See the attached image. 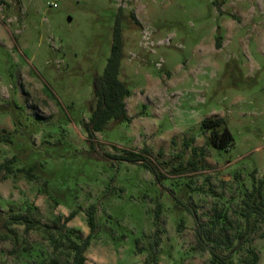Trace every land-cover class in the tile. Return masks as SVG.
<instances>
[{
  "label": "rangeland",
  "instance_id": "374dc122",
  "mask_svg": "<svg viewBox=\"0 0 264 264\" xmlns=\"http://www.w3.org/2000/svg\"><path fill=\"white\" fill-rule=\"evenodd\" d=\"M120 6L129 119L92 147L84 123ZM205 117L224 119L229 146L208 142ZM143 147L154 170L113 156ZM3 162L0 264H69L63 217L85 236L90 207L85 264H211L212 245L264 264V222L240 237L244 192L264 177V0H0Z\"/></svg>",
  "mask_w": 264,
  "mask_h": 264
},
{
  "label": "trees",
  "instance_id": "16d2710c",
  "mask_svg": "<svg viewBox=\"0 0 264 264\" xmlns=\"http://www.w3.org/2000/svg\"><path fill=\"white\" fill-rule=\"evenodd\" d=\"M132 15H134L132 13ZM123 17V10L120 6L114 20L112 29V41L110 47V53L107 57L104 69L102 73L95 74L93 78V97L94 104H91L92 114L88 121L84 123L85 129L87 130V138L92 147H94L93 137L94 132L101 130L104 125L110 119H129L125 106V97L130 94V88L126 82L120 78V64L124 56V41L121 31V19ZM216 45L220 46V41H216ZM201 125L204 128L209 129V143L218 147H227L229 142L233 140V136L229 128L224 122L222 117H205L201 121ZM197 147L193 146L192 150L197 152ZM143 152H138L132 149H125L120 154H113L115 157L121 159H127L133 162H139L144 166L154 170V165L148 159L147 153L148 148L143 147ZM205 148L202 146L199 148L200 153H204ZM146 153V154H145ZM6 166L8 172H12L13 168L10 164L3 162L0 163V169ZM19 170H25L28 176L33 177L34 174L31 172L32 166L28 168H18ZM241 214L246 221V229L244 232L240 233V237L244 235L245 232H249L252 225L251 222L255 221L264 222V177H254V182L251 189L244 192V198L242 200ZM75 215V211L72 210L63 217L61 223L62 227H65L68 231L67 239L68 242L65 243L66 248L72 252V261L69 264H85V254L84 251L92 236L94 235L96 229V219L93 209L90 207L87 212V223L89 225V232L82 236L81 234H76V237H71L70 232L72 229L66 225V223ZM24 219L19 213H13L10 221H20ZM253 219V220H252ZM31 224H27L26 227H31ZM198 244L202 248H207L206 243L203 241L202 236L197 231ZM225 239V238H224ZM228 241V240H227ZM157 240H155L152 245H155ZM56 249L59 247V243L55 242ZM208 249L211 252V264H229L230 262V252L223 253L216 249L215 246H210ZM257 259V254H254L253 260ZM41 264H64L62 263V258L58 254L52 255L48 260L43 261Z\"/></svg>",
  "mask_w": 264,
  "mask_h": 264
}]
</instances>
